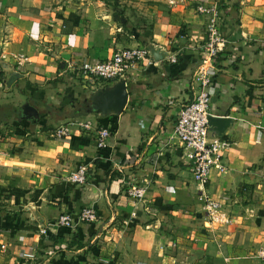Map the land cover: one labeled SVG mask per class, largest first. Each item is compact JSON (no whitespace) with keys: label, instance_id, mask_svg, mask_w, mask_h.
Segmentation results:
<instances>
[{"label":"crops","instance_id":"crops-1","mask_svg":"<svg viewBox=\"0 0 264 264\" xmlns=\"http://www.w3.org/2000/svg\"><path fill=\"white\" fill-rule=\"evenodd\" d=\"M173 1L0 0V264H262L264 0H215L228 50L212 72L209 112L232 122L219 136L228 142L226 171L213 168L203 187L171 136L199 86L193 71L205 17L194 8L214 0ZM147 43L168 56L130 70L121 113L74 112L106 85L84 83L75 72L81 61ZM5 65L22 74L9 87ZM24 102L38 120L21 117ZM60 125L68 126L63 137ZM100 128L109 130L103 147L95 143ZM81 164L86 182H68ZM132 185L145 188L141 200L128 195ZM203 193L218 210L206 209ZM85 206L97 210L94 222L54 223Z\"/></svg>","mask_w":264,"mask_h":264},{"label":"built area","instance_id":"built-area-1","mask_svg":"<svg viewBox=\"0 0 264 264\" xmlns=\"http://www.w3.org/2000/svg\"><path fill=\"white\" fill-rule=\"evenodd\" d=\"M182 1V0H180ZM169 0V3H173ZM196 13L203 15L205 38L199 46V59L193 79L199 84L194 97L183 104L178 112L177 120L171 138H175L185 151V155L191 162L190 171L193 181L197 185L205 186L209 181L210 172L217 168L221 173H225V165L222 160V148L228 142L217 137H210L207 126V117L210 114V92L209 85L213 80L212 72L215 70L216 62L220 55L228 50V40L221 28V5L217 1H199L195 5ZM20 62L22 56L12 55ZM4 58V56H3ZM147 60L152 63L144 46L124 47L117 49L110 56L97 61L83 60L76 67L84 83L97 82L109 84L119 79H126L130 70L135 68L139 62ZM171 62H175V57H169ZM85 129L92 128L90 122L80 123ZM58 137L68 134V126L60 125L55 130ZM95 143L98 147L106 144L109 130L100 128L95 132ZM87 167L79 165L75 170L68 174V182L72 184H84L86 182ZM130 197L141 200L145 194V188L132 185L127 189ZM205 200V207L209 212L218 210L220 203L206 193L201 196ZM98 212L92 206H85L79 212L60 213L56 216V225L74 228L77 224L86 222L91 223L97 219ZM42 234H46L44 228L40 229ZM23 257L33 259L34 253L23 252ZM256 258L264 264V246H260L256 251Z\"/></svg>","mask_w":264,"mask_h":264},{"label":"water","instance_id":"water-1","mask_svg":"<svg viewBox=\"0 0 264 264\" xmlns=\"http://www.w3.org/2000/svg\"><path fill=\"white\" fill-rule=\"evenodd\" d=\"M115 18L120 19L118 14H115ZM122 21H124L122 19ZM145 49L150 57L151 61H160L168 56V52L161 46L155 44H145ZM4 74L1 75V80L6 87H9L14 80L21 77L22 74L17 72L11 66L5 65ZM128 100L127 84L125 79H119L112 84L96 88L89 92V94L82 100L84 104L83 111L85 113L97 112L102 116L119 114L121 113ZM21 117L28 120H38L39 112L29 102H24L20 106ZM232 119L223 115H211L207 117V126L209 134L212 133V137L221 136L231 124Z\"/></svg>","mask_w":264,"mask_h":264},{"label":"trees","instance_id":"trees-1","mask_svg":"<svg viewBox=\"0 0 264 264\" xmlns=\"http://www.w3.org/2000/svg\"><path fill=\"white\" fill-rule=\"evenodd\" d=\"M222 7V6H221ZM107 85V84H106ZM105 85V86H106ZM54 108H56L58 111H61V110H63V107L62 106H58V107H54ZM83 108H84V106L83 107H81V106H79V107H76L75 108V110H74V112L75 113H78V112H80L81 110H83ZM2 136H4V133L2 132V130L0 129V137H2Z\"/></svg>","mask_w":264,"mask_h":264},{"label":"rangeland","instance_id":"rangeland-1","mask_svg":"<svg viewBox=\"0 0 264 264\" xmlns=\"http://www.w3.org/2000/svg\"><path fill=\"white\" fill-rule=\"evenodd\" d=\"M79 101H81V100H79ZM86 180H87V175H86ZM42 229V228H41ZM33 253V252H32Z\"/></svg>","mask_w":264,"mask_h":264}]
</instances>
